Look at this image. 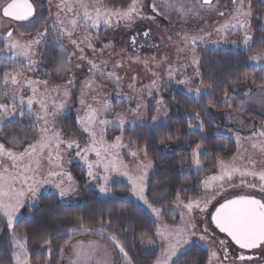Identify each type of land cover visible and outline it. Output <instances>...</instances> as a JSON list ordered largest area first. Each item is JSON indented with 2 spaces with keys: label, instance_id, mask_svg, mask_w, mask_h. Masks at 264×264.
Wrapping results in <instances>:
<instances>
[{
  "label": "snow or ice",
  "instance_id": "obj_1",
  "mask_svg": "<svg viewBox=\"0 0 264 264\" xmlns=\"http://www.w3.org/2000/svg\"><path fill=\"white\" fill-rule=\"evenodd\" d=\"M252 3L253 0H231L232 9L228 12L226 5L223 10L219 9L220 0H216V5L212 4V0H176L175 3L170 2V0H161V3H157V0H150V8L153 13L168 19L170 23L178 21L184 27H188L192 19L207 22L205 15L200 10V6L202 5H209L210 10L217 12L221 17L225 16V13L228 12V18L223 23H218L215 29V31L223 35L219 39L211 41V43L219 44L226 42L232 44L236 46L237 51L245 53V62L250 67L253 69H264V46L254 55H247L248 52L253 51L256 43L255 33L251 27V20L254 15ZM38 5L39 0H35V2L34 0H3V3L0 4V10H2L3 17L17 22L47 23L48 17H45L42 12L38 13ZM77 5L84 9L83 17L86 21L90 22L93 28H99L102 22L105 26H118L123 21L127 26L134 24L138 19L150 21L155 19V15H142L144 8L143 0H131L126 7L100 6L92 10H89L88 6L83 3V0H60L57 20L52 25L54 32L67 36L70 43L79 50L80 56L78 58L87 60L90 65L88 70L90 75L82 82V87L77 98L81 106V109L77 110L78 124L89 137V140L84 142L83 145L77 139H66L62 131L55 127L56 118L67 110L68 102L72 99L71 86L75 83L74 76L69 77L63 86L56 85L49 88L46 80L33 79L26 76L21 70L12 69L2 72L0 86L11 97L13 103H5L3 102V97H0V124L12 117H19L21 122L25 123L24 118L27 115V126L34 129L36 137L34 142L27 143V147L20 152L6 147L5 143H0V218L3 219L11 235V246L14 248V251H12L10 259H14L15 264H32L30 259L32 253L28 250L27 233L18 234L15 229L22 219H27L21 212L26 207V204L32 205L38 203L39 197L43 194L41 193V188L51 184L55 191L48 194L54 196L62 206L69 199L77 196L79 185L71 173L65 171L62 162L63 151L68 150L74 151L75 155L84 161L88 182H96L98 196L105 201L107 208L116 209L122 218L126 216L127 209L124 207V203H119V206L117 205L118 202L125 201V197L110 187L111 177L109 174L116 172L128 177L130 195L142 203L153 217L160 222L155 228L154 235L161 241V247L159 255L156 256L152 264H179L180 254L189 246H195L197 240L205 242L207 246L208 237L212 235L208 229L209 223L214 224L220 233L226 234L227 238L232 242L233 247L230 252L228 247H226L227 241H218L222 252L210 249L207 264H253L254 260L259 259L255 254L257 252L264 253V169L255 170L256 160L245 158L244 156H234L231 161H226L220 157L214 158L210 163L218 165L219 172L201 181L202 189L205 193L209 189L213 191L223 189L224 185L226 183L230 184L232 178L235 176L240 178L241 185L255 190L257 189V184L251 183L245 178L258 177L261 198H257L256 195L235 196L232 199H224L222 203L217 202L218 206H214V211L208 212L209 205L215 200V196L203 195L202 197L185 200L182 198L180 192L177 191L176 206L186 210L181 213V219L184 224L182 227H173L164 223L162 217L163 209L155 207L148 198L151 194L153 199L160 202L162 199L166 200L168 197L164 196L161 198L149 192V188L151 187L150 181L153 180L154 174L158 169L152 160L147 159V144L137 151H129V154L138 160L140 156L145 157L147 160V162L139 161L136 165V173L130 175L127 170L128 165L119 158V149L124 146L122 143L123 137L117 136L112 143H108L104 139L105 128L108 125L123 128L127 122L131 124L134 130L140 126L157 125L160 122L161 116L168 115V109L164 105L163 98L156 100L157 115H153L151 121H148L141 114L146 104L139 98L144 94L152 97L154 91L159 92V73L153 72L152 75L155 78L148 85H144L141 88L135 87L134 77L133 82L129 84V88L133 90L131 97L118 94V99L125 103L131 104L133 100H139L134 108H129V111L133 113V118L130 121H126L124 113H117L114 121L101 118L104 112L113 110L111 102L106 100L100 104L97 97L93 95L91 96V100L100 105L99 107H94L93 103L88 102V94L89 92H95L101 87L95 79V73L101 72L104 69L101 64L89 59L84 54V48L80 45L83 43L86 47L91 48L93 52L99 51L101 54L111 45L110 43L105 44L97 50L92 43L90 34L73 38L77 26V19L75 17L79 15L78 13H74L73 9ZM61 13L65 15L73 13L72 18L67 21L70 27L65 26V20L60 18ZM173 13L177 15L176 20H173ZM259 19L264 20V16H260ZM192 26L196 27L197 25ZM226 30L238 31L241 34V39L228 40ZM259 30L264 33V24L260 26ZM200 32H202V29H200ZM50 34L48 29H45L44 32H37L36 36L32 39L22 41L19 37L14 36L13 31L9 29L6 34H0V41L6 43V48L0 49V52L5 53V56L12 60L24 57L31 67L37 63V60L33 58L38 55L35 51L36 46L41 45L42 39H45ZM140 35L146 39L150 38L151 29L144 31L142 34L137 33V35L130 38L131 45L137 52L139 48L145 46L144 44L137 43V38ZM179 35L181 40L184 41V45L182 48L177 49V54L179 55L180 52L190 50L191 65L196 69L194 75L200 78V87H190L192 81L188 76H184L183 79L176 80L175 82L185 85L187 93L195 97H200L203 94H212L210 91L211 85L204 84V73L200 71V68L203 67V60L196 55L197 46L204 43L205 35L210 34H189L184 32ZM169 39L171 40V37ZM259 39L264 44V35L260 36ZM241 45L243 46L242 49ZM147 46L158 47L155 44ZM65 47L61 46L60 49V59L54 69L56 75L67 73L72 66V57L76 55L75 52L67 53ZM129 59L142 62L146 67L148 66V60H141L139 55L129 57ZM164 59L166 60L167 56ZM115 66L121 67L122 64L118 61ZM76 67L80 66L76 65ZM183 67H186V65L180 68L169 65L168 80H174L176 75L180 74ZM211 71V68L206 69L207 73H211ZM45 74L48 75L49 73L46 71ZM107 74L114 77V83L118 87L121 77L115 71L108 72ZM21 78H23V83H21ZM261 79H264V76ZM10 85L12 87H9ZM24 85L30 87L32 93L26 100L23 95L19 94ZM41 86H43L42 90ZM257 90L259 93H264V84L259 85ZM37 97L39 98L37 99ZM57 97L62 98L57 99ZM224 103L227 107L231 108L232 99L229 97L227 88L224 90ZM25 104L28 106L27 113L18 107V105L24 106ZM33 104L39 105V112L32 110ZM81 110L83 111V115H79ZM246 110L247 106L241 105V112ZM204 111L206 112L207 109L205 108ZM260 111L264 115V96H261ZM188 119H195L198 122L196 125L189 123L188 127L190 129L198 128L203 131L205 122L201 119L200 112L189 114ZM228 120L233 124H244V121L240 117L234 118L231 113L228 114ZM209 123L215 125V121L213 120H209ZM215 126L219 132V125ZM234 135L237 143H239L241 137L238 133ZM254 137H264V130L259 132L253 131L248 139ZM18 139L27 142L29 137L27 135L21 138L14 137V146ZM167 139L170 141L172 138L171 136H167ZM129 143H135V141L129 139ZM160 143L167 147L165 140L162 139ZM252 147L257 148L258 145L253 143ZM259 149L261 153H264V143L259 145ZM90 153H95V160H89ZM45 155L51 167L47 171V177H42L40 175V157ZM201 155L211 156L212 153L208 152L201 143H197L192 148L189 156L196 169L204 171L206 168L200 159ZM238 160L244 162L243 167L237 164ZM183 162L182 160L181 164ZM53 178H55V182ZM65 178L67 183L65 182ZM196 213L200 215L198 216ZM204 213H207V215H204ZM51 218L59 219L60 216L57 213H53ZM75 224L77 225L76 227L68 228L67 230L66 234L70 238L81 232L95 233L100 236L107 235L114 247L122 254L125 264H134L132 257L126 251L125 245L121 243L116 235L107 232V229L112 227L110 217L106 219L101 215L96 218V224L99 225L98 228L86 225L82 215L77 217ZM57 227L64 228L65 225H58ZM41 235H43V230H41ZM51 243L50 238L45 239L41 247L46 246L48 251L51 252ZM97 243L91 240L87 244L84 241H76L72 245L75 256L72 264H97L95 260ZM153 243L154 241L151 239L142 241V244L146 246ZM39 251L40 249H37L36 254H39ZM60 251L61 258H63L64 251L63 249ZM145 254H151V250L147 247L145 248Z\"/></svg>",
  "mask_w": 264,
  "mask_h": 264
},
{
  "label": "rangeland",
  "instance_id": "obj_2",
  "mask_svg": "<svg viewBox=\"0 0 264 264\" xmlns=\"http://www.w3.org/2000/svg\"><path fill=\"white\" fill-rule=\"evenodd\" d=\"M170 2L175 3L176 0H170ZM2 3L3 0H0V4ZM83 3L88 6L89 10L100 6L105 7L102 4L101 0H83ZM143 3L144 8L142 15H155V19L151 21L146 19H138L134 22V24L127 26L123 21H121L118 26H105L102 22L99 28H93L91 27L90 22L84 19L83 8L77 5L73 9L74 13L79 14L75 17L77 19V26L73 38L82 37L86 34H90L92 38V43L95 45L97 50H99L105 44L110 43L111 45L102 54L99 51L93 52L91 48L86 47L83 43H81L80 45L84 48V54L89 59L95 60L96 63L101 64L104 69L101 72L95 73V79L101 85V87L95 92H89L88 94V102L93 103L94 107H99L100 105L94 103L91 100V96L93 95L97 97V100L100 102V104H102L106 100L111 102V107L114 111L109 110L104 112L103 116L101 117L103 119L114 121L116 119L117 113H124L126 121H130L133 118V113L129 111V108H134L136 106V103L139 102V100H133L131 104L125 103L118 99V94L121 96L131 97L133 95V90L129 88V84L133 82V78L135 77V87L141 88L144 85H148L150 81L155 78L152 75L153 72L159 73V92L154 91L152 97H149L144 94L139 98L142 99L146 104V107L142 109L141 114L145 116L148 121H151V117L153 115H157L156 100L163 98L164 105L166 106L165 100L167 96H169L172 89H179L188 94L189 96H193L187 93L185 85L177 84L175 82L176 80L183 79L184 76H188L191 78L192 81L190 87H200V78L194 75L196 69L194 66L191 65L190 50L180 52L179 55L177 54V49L182 48L184 45V41L181 40L179 34L184 32H187L189 34H210L205 35L204 43L197 46V56L198 50L203 48H236V46L226 42H222L219 44L211 43V41L217 40L221 37V35H223L222 33H218L217 31H215V29L218 26V23H223L228 18V12H230L232 9L231 0H220V4L218 6L219 9L223 10L225 5L228 9V12H226L225 16L223 17L219 16L215 11H211L209 5L200 6L201 13L205 15V19L207 22L205 23L203 21L192 19L188 27H184L178 21L175 23H170L168 19L153 13L150 8V0H143ZM157 3H161V0H157ZM59 4L60 0H39L38 13L42 12L45 17H48V22L44 24L29 23L25 21L13 22L11 19L3 17L2 10H0V34H6L7 31L11 29L13 31L14 36L19 37L22 41H24L32 39L36 36L37 32H44L45 29H48V32L51 33L45 39H42L41 45L36 46L35 51L36 53H38V55L34 56L33 58L37 60V63L31 67L28 65V62L24 57H18L15 60H12L6 57L5 53L0 52V76H2V72L6 70H21L28 77H31L33 79H39L42 81L46 80L48 82L49 88H52L56 85L63 86L69 77L74 76L75 83L71 86L72 99H70L68 102L67 110L56 118L55 127L62 131L66 139H77L83 145L84 142L89 140V137L87 133L82 131L80 125L78 124L77 110L81 109V106L79 105L77 98L79 95L80 88L82 87V82L86 77L90 75L88 71L90 65L87 60H82L78 58L80 56V52L78 49L75 48L74 45L70 43L67 36L54 32L52 25L57 20ZM212 4L216 5V0H213ZM172 15L173 20H176V13H173ZM72 16L73 13H67L66 15L64 13H61L60 18L65 20V26L70 27V25L67 24V21L72 18ZM192 25L197 26L193 27ZM149 29H151L150 38L146 39L142 35L138 36L137 43L144 44L145 46L139 48L137 52V50L132 47L130 38L134 35H137V33L142 34L144 31ZM200 29H202V32H200ZM226 31L228 40L241 39V34L238 31ZM169 37H171V40L169 39ZM149 44H155L158 45V47H149L147 46ZM61 46H66L65 51L67 53L70 54L72 52H75L76 55L72 57V66L70 67L69 71L67 73L56 75L54 69L60 59ZM240 47L243 48L242 45ZM4 48H6V43L0 41V49ZM137 55H139L141 60H148L147 67L142 62H137L135 60L129 59V57H136ZM165 56H167L166 60L164 59ZM153 57L155 58L154 60ZM118 61L121 62V67L115 66ZM76 65H79L80 67H76ZM169 65H172L176 68H180L181 66L185 65L186 67H183L181 69L180 74L176 75L174 80L169 81L167 75ZM46 71L49 73L48 75L45 74ZM111 71H115L121 77L118 87L114 83V77H111L107 74ZM262 76H264V73L260 74L257 78L252 77L243 80L240 83V86L233 89V94L229 95V97L232 99L231 108L227 107L224 103L222 109L209 106L206 108V112L204 110L202 111V113L205 114V118L207 121L213 120L215 121V125H219V132H224L225 134H228L229 136H232L235 139L236 149L234 156H244L245 158H252L256 160L257 163L255 165V170L264 169V153H261L259 149V145L264 143V137H254L252 139L248 138L252 135L253 131L259 132L261 130H264V121H261V119H256L250 114L251 112H257L261 114L260 100L261 96H264V93H259L257 89L259 85L264 84V79H261ZM21 83H23V78H21ZM9 87L12 86L10 85ZM42 89L43 86H41V90ZM249 90L251 91L249 92ZM19 94L23 95L26 100L32 94L31 88L27 85H24L21 88ZM0 97H3V102L5 103H13L11 97L2 90V86H0ZM38 98L39 97H37V99ZM60 98L62 97H57V99ZM241 105H246L247 110L241 112ZM18 107L20 108V110H23L27 113L28 106L26 104L24 106L18 105ZM32 110L39 112V105L33 104ZM229 113H231L234 118L240 117L244 121V124L239 125L231 123L228 120ZM79 115H83L82 110L79 112ZM168 117L169 111L167 116H161L160 122L166 121ZM24 119L25 123L23 124L27 126V115ZM11 120L21 122V119L19 117H12L6 119L2 124H0V143H5L6 147L12 148L14 151L20 152L23 151L25 147H27V143L34 142V139L36 138L34 129L32 127L27 126L29 127L27 130L21 127H17L15 129H10L6 131L4 129V125ZM132 129L133 128L131 124L127 122L125 123L123 128L115 125H108L105 128L104 134V139L108 143H112L117 136L123 137L122 143L124 146L119 149V158L128 165L127 170L130 175H134L136 173V165L139 161L147 162V160L143 156H140L138 160L137 158L129 154L130 150L137 151L139 149L137 148L135 143H129V139L132 140L131 136L129 135V131ZM237 133L241 137L239 143H237L236 137L234 135ZM24 135H27L29 137V140L27 142H24L22 139H18L14 146V137L21 138ZM253 143H256L258 147L253 148ZM233 157L226 161H231ZM88 158L89 160H95V153H90ZM147 159L150 158L147 157ZM152 161L154 162V160ZM62 162L65 171L70 172L79 185L77 196L73 199H69L66 203L81 202L85 197V191L87 189H95L98 191V186L96 185V182H88L84 161L77 157L74 151L64 150ZM237 164L241 167L244 166V162L240 160L237 161ZM40 165V175L42 177H47V171L49 167H51V165L49 164L46 155L40 157ZM218 172L219 167H217V170L215 172L206 175L203 180L206 177H209ZM109 175L111 177V180L118 177L125 179L129 183L128 177L122 175L121 173L113 172ZM245 179L251 183H256L257 189L253 190L246 187L245 185H241L240 178L238 176H235L232 178L231 183H226L224 185V188L221 190L213 191L209 189L205 193L202 189L201 184V186L197 189V193L195 195H188L182 198L187 200L189 198L202 197L203 195L215 196V200H213L212 203L209 205V208L207 210L208 212L214 211V206H217V202L222 203L224 199H232L235 196L256 195L257 198H261L259 193V178L246 177ZM53 181L55 182V178H53ZM65 182L67 183L66 178ZM52 191H55V189L51 184L45 185L43 188H41V193ZM137 202L144 208H146L142 203H140L139 201ZM175 202L176 200L159 208L163 209L162 217L164 223L173 227H182L184 222L181 219V213L185 212L186 210L182 207H177ZM24 209L21 210L22 214L24 213ZM167 214H170V216H166ZM196 214L198 216L200 215L199 213ZM204 215H207V213H204ZM208 229L209 232L212 233V235L208 237L207 246L205 242H201L199 240H197L196 244H200L207 247L209 251L211 249L222 252L218 241L225 240L227 241L226 247H228L229 251L231 252L233 244L227 240L226 235L220 233L219 230L214 226V224L209 223ZM75 241H79V239ZM75 241H73L64 249L65 251L68 248L66 251V259L68 260L69 264L73 261L72 259H75L74 250L72 249V245L75 244ZM153 241L154 243L152 245L146 246L142 244L143 252L145 253V248L147 247L151 250V254L159 255L161 241L157 237ZM98 254H100V251L98 249V246L96 245V255ZM118 255L125 263L122 258V254H120L119 251ZM255 255H257L259 259L254 260L253 264H264V253L257 252ZM63 259L64 255L63 258H61V264H63Z\"/></svg>",
  "mask_w": 264,
  "mask_h": 264
},
{
  "label": "trees",
  "instance_id": "obj_3",
  "mask_svg": "<svg viewBox=\"0 0 264 264\" xmlns=\"http://www.w3.org/2000/svg\"><path fill=\"white\" fill-rule=\"evenodd\" d=\"M105 7H126L131 0H101ZM253 18L251 27L255 33L256 43L253 51L247 55H254L264 44L260 41V36L264 35L259 29L264 20L259 19L264 16V0H253ZM242 49V48H241ZM198 56L203 60L204 73L203 81L205 85H211L212 94H204L200 97L189 96L179 89H172L167 96L165 103L168 107L169 117L157 125L140 126L129 131L132 140L137 148L148 146V157L154 160L158 171L150 181L149 192L159 197L167 196L166 200L158 202L149 195V201L157 207L165 206L176 200L177 191L182 197L195 195L201 186L203 178L217 170L218 165L210 163L216 157L229 160L234 156L236 141L232 136L224 132H218L213 124L206 120L202 111L207 107L222 109L224 106V90L227 88L228 94H233V89L240 86L243 80L258 77L264 73V69H253L245 62V53L237 51L236 48H203L198 50ZM211 68V73L206 69ZM193 112H200L201 119L205 122L203 131L198 128L190 129L189 123L196 125L195 119L189 120L188 115ZM256 119L264 121V115L257 112L250 113ZM21 127L28 129L25 124L16 120L8 121L4 129L10 130ZM27 127V128H26ZM167 133V135H165ZM167 136H171L168 141ZM167 142V147L160 143L161 140ZM197 143H201L211 156L201 155L200 159L206 170L195 169L189 153ZM184 161L181 164V161ZM158 181V182H156ZM110 187L117 193L125 197L124 207L127 209L125 217H120L116 209L106 207L105 201L98 196L95 189H87L85 197L78 203H65L63 206L57 199L49 195L50 192H42L38 203L27 205L24 209L21 223L16 227L18 234L27 233L28 250L32 253L30 259L32 264H61V249L71 244L80 237H94L102 240L115 251L118 264H125L118 255L117 249L107 235L100 236L95 233H79L71 238L66 234L68 228L76 227L75 221L78 216H83L86 225L98 228L96 218L104 216L111 218L112 227L107 229L108 233L114 234L125 245L126 251L132 257L134 264H152L156 254L146 255L142 249V241L145 239H156L155 228L159 224L153 215L130 193V184L123 178H114L110 182ZM53 213L59 214V219H52ZM170 213V212H169ZM31 214V215H30ZM166 216H170L167 214ZM4 225L3 237L0 240V264H13L10 259L13 248L11 246V236ZM65 225L64 228L57 227ZM43 230V235H41ZM51 239V252L47 247H41L43 240ZM71 241V242H69ZM40 249L39 254H36ZM210 251L207 247L196 244L189 247L180 254L179 264H207Z\"/></svg>",
  "mask_w": 264,
  "mask_h": 264
},
{
  "label": "crops",
  "instance_id": "obj_4",
  "mask_svg": "<svg viewBox=\"0 0 264 264\" xmlns=\"http://www.w3.org/2000/svg\"><path fill=\"white\" fill-rule=\"evenodd\" d=\"M3 222H4L3 219L0 218V240L3 237V233H4ZM78 239H79V241L80 240L84 241L85 244H87L89 240L98 242L97 246H98V249L100 251V254L95 255V260H96L97 264H118L117 258L115 256L114 251H113V248H111V246H109L108 244H106L102 240H100L98 238H94V237H80V238H77L75 240H78ZM67 249L64 251L65 254H64L63 264H69L68 260L66 259L67 258L66 257ZM13 251H14V248H13ZM72 260H74V259H72ZM13 264H15L14 259H13ZM70 264H72V262Z\"/></svg>",
  "mask_w": 264,
  "mask_h": 264
},
{
  "label": "flooded vegetation",
  "instance_id": "obj_5",
  "mask_svg": "<svg viewBox=\"0 0 264 264\" xmlns=\"http://www.w3.org/2000/svg\"><path fill=\"white\" fill-rule=\"evenodd\" d=\"M13 22H17V21H14V20H12ZM20 22H22V21H20ZM218 206V205H217ZM226 238H227V236H226ZM227 240L229 241V242H231L230 240H229V238H227ZM232 243V242H231Z\"/></svg>",
  "mask_w": 264,
  "mask_h": 264
},
{
  "label": "water",
  "instance_id": "obj_6",
  "mask_svg": "<svg viewBox=\"0 0 264 264\" xmlns=\"http://www.w3.org/2000/svg\"><path fill=\"white\" fill-rule=\"evenodd\" d=\"M212 2H213V0H212ZM10 19V18H9ZM226 235V234H225Z\"/></svg>",
  "mask_w": 264,
  "mask_h": 264
}]
</instances>
